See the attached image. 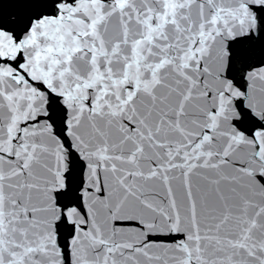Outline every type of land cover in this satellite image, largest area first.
<instances>
[{
	"label": "snow or ice",
	"instance_id": "6c2138e0",
	"mask_svg": "<svg viewBox=\"0 0 264 264\" xmlns=\"http://www.w3.org/2000/svg\"><path fill=\"white\" fill-rule=\"evenodd\" d=\"M0 264H264V0H0Z\"/></svg>",
	"mask_w": 264,
	"mask_h": 264
}]
</instances>
